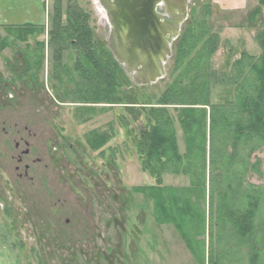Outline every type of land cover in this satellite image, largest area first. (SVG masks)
Wrapping results in <instances>:
<instances>
[{
  "label": "rangeland",
  "instance_id": "obj_1",
  "mask_svg": "<svg viewBox=\"0 0 264 264\" xmlns=\"http://www.w3.org/2000/svg\"><path fill=\"white\" fill-rule=\"evenodd\" d=\"M52 2L41 0L45 31ZM77 3L89 14L94 36L107 43L109 26L105 15L101 19L98 1ZM204 10L209 12L207 19ZM254 10L257 13L250 19ZM192 20L204 22L209 33L219 35L209 67L219 73L228 72L224 67L227 59L232 62L243 51L252 56L260 52L256 34L264 24V0H190L181 29ZM0 21L18 25L30 20L20 15L15 2L7 10L0 1ZM0 35H7L3 27ZM6 37V45L0 49V264H186L181 256L187 247L179 230L165 223L162 202L182 231L188 229L191 247L198 253L202 250L198 240L204 239V257L198 254L197 261L264 264V246L258 251L254 248L264 230H249L250 225L264 222V141L240 140L233 146L216 129L211 142L206 128L205 171L197 173L198 187L192 185L190 173L165 171L158 191L141 193L133 188L154 183L140 167L137 142L148 129V111L159 107L155 103L171 82L168 68L173 46L163 78L138 86L127 75L118 103L88 106L76 101L78 77L72 49L55 60L45 45L39 49L42 61L36 66L28 54L38 47L36 41L47 40V32L29 38L27 44L10 34ZM247 62L237 67H242L239 87L247 83ZM208 64L203 65L206 72ZM189 77L183 80L187 88L181 86L186 94L191 90ZM219 100L212 91L210 104ZM174 107L167 105V112L178 152L183 155L185 137ZM96 133L109 139L92 149L86 138L92 140ZM23 140L28 142L29 155L18 163L17 157L26 148ZM209 145L218 160L211 166ZM192 149L188 155L198 156L197 148ZM233 151L235 160L228 166ZM24 164L29 165L26 177ZM174 196L177 209L169 202ZM250 200L257 202L255 216L241 222L248 226L245 235L237 234L232 214H239L235 223L239 226ZM188 216H192L189 226L183 224ZM165 225L172 232L168 239L173 237L172 242L158 240L157 235L163 234L156 232ZM166 245L174 260L156 255L167 253Z\"/></svg>",
  "mask_w": 264,
  "mask_h": 264
},
{
  "label": "trees",
  "instance_id": "obj_2",
  "mask_svg": "<svg viewBox=\"0 0 264 264\" xmlns=\"http://www.w3.org/2000/svg\"><path fill=\"white\" fill-rule=\"evenodd\" d=\"M52 1L51 13L48 18L49 26L46 31L45 26L40 24L0 25L7 32L5 36L0 35V49L5 47L8 34L12 35L15 40L26 42L31 37L35 38L47 32V40L36 41L38 47L28 54L31 61L39 66L42 61L39 49L43 50L45 45L51 49V57L55 60L61 58L63 51L70 48L75 53L74 70L78 77L74 84L75 91L79 95L76 101L88 104V106L100 103L108 105L118 103V92L126 83L127 74L113 58L107 43L94 36L93 29L89 24V14L79 6L77 0ZM63 2H65L64 5ZM204 11L203 16L207 19L209 12L208 10ZM256 13L257 10H254L249 16L250 19H253ZM256 40L260 48L257 56L249 55L243 51L236 60L229 62L227 59L224 66L225 69L229 68L227 73V70L225 72L220 70L222 73H219L216 69L209 68L210 60L220 42L219 35L216 32L209 33L207 28H204V22L199 20H192L182 27L173 45L174 53L168 68L171 82L155 103L159 107L148 111L146 120L148 129L139 135L137 142L140 167L153 178L154 183L133 186L134 190L141 193L158 191L162 188L161 179L165 171L190 173L192 185L198 187L197 173L200 169L205 171L207 129L211 142L216 129L225 140L226 138L231 139L233 146L240 140L264 141V24L257 32ZM246 60H248L246 66L249 67V70L248 75L244 78L247 79V83L239 87L238 79L242 75V67H237L242 66ZM207 61L209 62L208 72L204 70ZM193 72H195L194 75ZM188 76H190L188 85L191 90L186 94L181 86L187 88V84L183 83V80L185 81ZM221 86L223 89H218ZM181 89H183V93ZM212 91L214 96L221 99L218 103L210 104L209 96ZM167 105H175L174 108L177 111L176 119L186 143L183 155L178 152ZM206 106H208V110H206ZM86 109L90 110V108ZM99 135L96 133V138L88 141L86 138V143L92 149L101 147L109 139V137H100ZM113 136L111 133L110 138ZM193 146L197 148L198 156H189L193 151ZM213 153L209 145V166L218 161L212 156ZM221 156L219 152V158ZM229 157L228 166L235 160V151ZM185 160L188 162L183 165ZM209 186L211 188L210 180ZM169 202L173 204L174 208L179 204L178 198L175 196L172 199L169 198ZM256 203L253 200L247 202L248 207L240 215L242 218L239 220V226H235L239 214H232L234 215L232 219H235L233 227L237 234L245 235L243 232L248 226H242L241 222L244 219L251 221V218L255 216ZM164 204L166 203L162 202L159 205L163 206V214L167 216L165 223H172L175 229L180 231H178L179 235L195 260L198 254L201 255L200 257H204V239L198 240V244L202 247L201 253H198L197 248L191 247L188 229L182 231V227L178 226L175 217L170 215ZM189 213L191 212L186 214ZM191 219L192 216L184 218L183 224L187 223L189 226ZM252 229L258 232L263 231L264 222L250 225L249 230L252 231ZM258 240L254 245L257 251L263 248L264 237ZM201 260V262L199 260L196 262L204 264V260Z\"/></svg>",
  "mask_w": 264,
  "mask_h": 264
},
{
  "label": "water",
  "instance_id": "obj_3",
  "mask_svg": "<svg viewBox=\"0 0 264 264\" xmlns=\"http://www.w3.org/2000/svg\"><path fill=\"white\" fill-rule=\"evenodd\" d=\"M189 1L98 0L109 26V51L135 85L146 86L165 76Z\"/></svg>",
  "mask_w": 264,
  "mask_h": 264
},
{
  "label": "crops",
  "instance_id": "obj_4",
  "mask_svg": "<svg viewBox=\"0 0 264 264\" xmlns=\"http://www.w3.org/2000/svg\"><path fill=\"white\" fill-rule=\"evenodd\" d=\"M0 1L2 2V5L7 8V10L9 8H11L13 2H15V5H18V8H20V15L27 16L29 18L30 21L26 22V23H31V24H36V25L44 23L45 14H44L43 9H42L43 5L41 3V0H23V2L21 0H0ZM4 24H6V23H2L0 21V25H4ZM22 24H24V23H22ZM163 227H166V228H163ZM157 231H158V232H156L157 234L161 233V232L163 234V236L157 235L159 242L168 241V239L170 238V234L172 235V232L170 231V229L166 225L162 226V230H160V232H159V230H157ZM172 238L169 240L170 242H172ZM154 248L157 249L156 247H154ZM150 250H151V248H150ZM184 251H185V253L182 254V256L181 255L180 256L182 258H184V260H186V264H198L192 258V255L189 252V250H187L185 248ZM156 255L158 257L166 256L167 258L172 259V260H174L173 258L175 257L173 254H171L170 248L168 249V246H167V253L164 252V254L160 253V254H156ZM156 264H162V262L156 263Z\"/></svg>",
  "mask_w": 264,
  "mask_h": 264
},
{
  "label": "flooded vegetation",
  "instance_id": "obj_5",
  "mask_svg": "<svg viewBox=\"0 0 264 264\" xmlns=\"http://www.w3.org/2000/svg\"><path fill=\"white\" fill-rule=\"evenodd\" d=\"M31 24V23H30ZM183 24V23H182ZM40 25H44V23L43 24H40ZM181 29V28H180ZM175 41V40H174ZM173 44V43H172ZM173 46V45H172ZM107 47H108V45H107ZM109 49V48H108ZM22 140V139H21ZM19 142V141H18ZM18 142H16L15 143V148H18L19 147V143ZM23 143H24V145L26 146V148L24 149V150H22L21 151V154L17 157V162L18 163H21V161H22V156H27V155H29V149H28V142L26 141V140H23ZM34 160V162H35V160L36 159H33ZM16 169H18V168H16ZM23 169H24V176L26 177L27 176V171H28V169H29V165L28 164H24V166H23Z\"/></svg>",
  "mask_w": 264,
  "mask_h": 264
},
{
  "label": "bare ground",
  "instance_id": "obj_6",
  "mask_svg": "<svg viewBox=\"0 0 264 264\" xmlns=\"http://www.w3.org/2000/svg\"><path fill=\"white\" fill-rule=\"evenodd\" d=\"M96 1H98V0H96ZM101 9H102V8H101ZM99 11H100L99 14L101 15V19H102V20H105V18H104V17H105V16H104V15H105L104 10L102 9V10H99Z\"/></svg>",
  "mask_w": 264,
  "mask_h": 264
}]
</instances>
